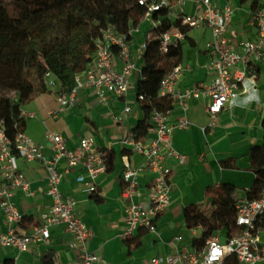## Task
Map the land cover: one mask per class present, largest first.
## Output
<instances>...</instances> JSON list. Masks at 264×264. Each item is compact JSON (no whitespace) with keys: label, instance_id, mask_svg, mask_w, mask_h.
I'll return each mask as SVG.
<instances>
[{"label":"built area","instance_id":"obj_1","mask_svg":"<svg viewBox=\"0 0 264 264\" xmlns=\"http://www.w3.org/2000/svg\"><path fill=\"white\" fill-rule=\"evenodd\" d=\"M257 5L252 11L251 21L257 29L255 40L235 41L230 29L233 23L234 10L231 6L219 8L212 0H178L171 4L170 0H161L159 4L151 5L142 24L130 27L128 34H120L108 27L96 39V52L86 70L74 76V86L64 87L51 73L45 76L49 90L56 91L59 109L51 113L52 117L67 112L79 102L82 90H91L105 101L109 95L125 97L132 86V75L141 73V68L135 61L131 41L143 35L144 41L139 44L141 52L146 48V41L153 35V30L162 25L167 18L180 19L183 27L191 29L206 26L211 33V40L206 44L209 56L208 70L211 76L205 85L182 90L179 87L183 68L178 66L167 74L160 82L159 95L168 96L178 108L180 114L175 124L170 123V114L154 108L151 114V125L147 132L150 139L147 142L137 139L131 134L125 143L131 147L132 153L142 155L144 166L133 168L128 157L123 158L124 185L120 191L119 203L124 210L125 227L122 238L133 237L138 229L157 233L155 220L164 213L171 204L172 170L168 166L169 159H175L179 165L186 163V156L179 153L172 145L174 129L186 130L192 125L188 118L190 104L203 96L209 98L207 112L210 117L208 127L217 124L219 115L229 108L233 100L240 95L241 85L245 80L256 83L258 64L264 57V7L263 0H256ZM143 5L144 1H140ZM190 4L192 12L187 13L186 5ZM167 9L166 16L155 20L154 12ZM177 8V11L174 9ZM160 49L167 53L172 45H177L185 39L184 33L175 27L161 34ZM189 70V69H188ZM57 84L60 88L57 89ZM140 100L143 97L140 96ZM131 112L126 107L115 121L123 120L125 114ZM20 117L24 120L33 118L34 114L23 108ZM207 128V127H206ZM14 136L0 122V208L7 225V231L0 236V246L10 247L23 253L32 244H48L51 229L61 228L70 236L69 248L77 253L78 264H108L103 256L91 253L88 241L93 233L84 223L78 201L64 196L60 185L66 173L79 170L76 182L91 196H99L98 178L107 172L105 153L94 138H83L79 145L70 149L65 138L57 132H47L45 138L50 144L51 156H46L43 147L35 143L24 131L17 132V125L12 129ZM19 160L25 162H40L47 174V194L51 199L48 211L43 212L37 223L29 232H18L24 215L13 201L15 191L21 190L31 195L29 184L20 171ZM65 162L64 170L59 168ZM142 171L154 174V183L146 197L139 190L138 176ZM236 226L239 231L227 237L223 231H218L200 245H181L184 237L174 239V251L165 256H157L150 264H226L235 260L236 264H261L264 262V228L258 221L264 219V186L259 198L250 200L247 197L235 199ZM224 236V240L222 239Z\"/></svg>","mask_w":264,"mask_h":264},{"label":"crops","instance_id":"obj_2","mask_svg":"<svg viewBox=\"0 0 264 264\" xmlns=\"http://www.w3.org/2000/svg\"><path fill=\"white\" fill-rule=\"evenodd\" d=\"M216 6H231L234 10L230 33L235 41L255 40L257 29L251 21V3L241 4L240 0H212ZM177 9V8H176ZM187 13L192 12L190 4ZM146 34L147 29H142ZM144 34L131 41V50L139 68L142 66L139 44L144 41ZM191 42L183 46V68L179 87L184 90L198 85H205L211 76L208 70L209 56L206 44L211 40L210 30L206 26L191 29L188 33ZM189 69V70H188ZM141 73L132 75V86L125 97L109 95L105 101L91 90H82L79 102L55 118L53 111L59 109L56 91L37 96L24 109L34 114L26 120L25 134L43 147L44 154L51 156L50 144L45 136L47 132H57L67 141V146L74 149L83 138H94L101 150H113L116 154L114 170L98 178L100 201L85 191L75 180L79 170L66 173L60 190L64 196L78 201L80 215L92 230L88 241L91 253L103 256L108 264H150L157 256H165L174 251V239L183 236L181 245H192L202 235V228L189 230L186 225L184 210L188 206H200L205 214L212 211L208 190L217 189L224 184L234 186L233 197L244 198L246 191L254 183V173L250 164V149L253 145H262L264 132V57L258 64L256 83L245 80L241 92L231 106L219 115L217 124L208 127L210 117L207 112L209 98L206 96L193 100L190 104L188 118L192 123L186 130L174 129L171 140L173 148L186 156V163L179 165L175 159L167 161L172 170L171 204L156 220L157 233L138 229L132 240L122 238L125 227L124 210L119 203L120 191L124 185L123 158L133 168L144 166L142 155L132 153L125 140L142 119V111L136 102V85ZM60 84H57V89ZM130 106L131 112L124 115L120 122L114 116L119 115ZM180 112L177 107L171 112L170 123L175 124ZM207 127V128H206ZM148 129V128H147ZM148 132L140 138L147 142ZM127 151V154L122 153ZM234 160V168L226 169L222 161ZM20 171L29 184L31 195L15 191L13 201L25 217L18 227L21 234L30 231L40 215L49 210L51 199L47 194V174L40 162L19 160ZM65 162L59 168L64 170ZM139 190L145 198L154 183V174L142 171L138 176ZM7 231V225L0 208V236ZM224 240V236H222ZM264 241V234L262 236ZM70 236L61 228L51 229L48 244H32L28 251L18 253L14 248L0 246V264L12 259L14 264H42L46 253L53 255L54 264H78L77 253L69 248ZM261 264H264L262 262Z\"/></svg>","mask_w":264,"mask_h":264},{"label":"trees","instance_id":"obj_3","mask_svg":"<svg viewBox=\"0 0 264 264\" xmlns=\"http://www.w3.org/2000/svg\"><path fill=\"white\" fill-rule=\"evenodd\" d=\"M140 1H144L141 5ZM161 0H0V122L14 136L26 129V120L20 117V109L37 96L49 92L45 76L51 73L64 87L74 86V76L86 70L96 52L95 41L108 27L120 34H128L130 27L142 24L151 5ZM178 0H170L175 4ZM241 4L256 0H240ZM264 7V0H263ZM167 9L154 12V19L166 16ZM171 27L180 29L185 39L169 47L167 53L160 49L161 34ZM191 28L183 27L180 19L162 20V25L153 30L141 54V78L136 85V102L142 111V119L133 133L137 139L146 136L151 125L154 108L167 114L174 109V102L168 96L159 95L161 80L180 66L183 46L191 42L188 36ZM140 96L143 100H140ZM264 132V120L262 122ZM105 153L107 172L114 170L116 154ZM122 153L127 154V151ZM251 169L255 179L246 191L250 200L259 198L264 186V140L262 145H253L249 153ZM226 169L234 168V160L221 162ZM235 187L224 184L207 191L211 198L212 211L209 215L200 206L185 208L184 217L189 230L202 228V235L193 242L196 245L218 231L227 237L236 234V207L233 193ZM100 201L98 196H93ZM25 217L23 218V222ZM23 222L21 224H23ZM264 228V219L258 221ZM133 237L127 238V241ZM52 253L48 252L42 264H54ZM3 264H14L7 259ZM226 264H236L229 260Z\"/></svg>","mask_w":264,"mask_h":264},{"label":"rangeland","instance_id":"obj_4","mask_svg":"<svg viewBox=\"0 0 264 264\" xmlns=\"http://www.w3.org/2000/svg\"><path fill=\"white\" fill-rule=\"evenodd\" d=\"M174 11H177V9L175 8Z\"/></svg>","mask_w":264,"mask_h":264}]
</instances>
